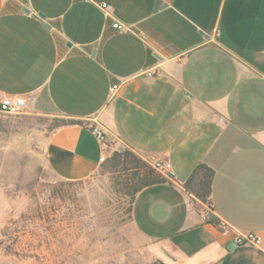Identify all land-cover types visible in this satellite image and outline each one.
<instances>
[{
    "label": "crops",
    "instance_id": "0c3cea01",
    "mask_svg": "<svg viewBox=\"0 0 264 264\" xmlns=\"http://www.w3.org/2000/svg\"><path fill=\"white\" fill-rule=\"evenodd\" d=\"M5 96L25 97L28 115L87 124L47 134L60 180L91 179L120 148L171 164L174 181L131 207L155 260L264 264V251L232 243L264 241V0H0ZM200 164L215 171L213 216L230 236L183 187Z\"/></svg>",
    "mask_w": 264,
    "mask_h": 264
},
{
    "label": "rangeland",
    "instance_id": "374dc122",
    "mask_svg": "<svg viewBox=\"0 0 264 264\" xmlns=\"http://www.w3.org/2000/svg\"><path fill=\"white\" fill-rule=\"evenodd\" d=\"M55 120L0 113V264L159 261L131 223L128 173L101 168L67 185L50 172L45 145Z\"/></svg>",
    "mask_w": 264,
    "mask_h": 264
},
{
    "label": "trees",
    "instance_id": "16d2710c",
    "mask_svg": "<svg viewBox=\"0 0 264 264\" xmlns=\"http://www.w3.org/2000/svg\"><path fill=\"white\" fill-rule=\"evenodd\" d=\"M52 129L63 126H87L85 122L77 120L56 119ZM93 127H91L92 129ZM106 172L110 174L128 173L129 179L122 187L123 195L130 199L131 207L136 196L144 189L161 185L169 182L162 174L156 171L148 162L134 154L133 152L124 149L122 152L115 151L112 156L106 160L102 166ZM215 178V171L206 164H200L190 175L187 182L184 184L185 191L194 196V202L200 208L204 205L211 204L212 185ZM80 182H66L67 185H74ZM63 193L62 191H60ZM131 214V208L129 210ZM209 223L217 225V219H210ZM153 264H164L161 261H156Z\"/></svg>",
    "mask_w": 264,
    "mask_h": 264
},
{
    "label": "built area",
    "instance_id": "2783aa9c",
    "mask_svg": "<svg viewBox=\"0 0 264 264\" xmlns=\"http://www.w3.org/2000/svg\"><path fill=\"white\" fill-rule=\"evenodd\" d=\"M102 8L106 11H111V7L107 4H103ZM114 29H118L120 31H124V28L119 25H114ZM118 90L117 86H114L111 89L112 93H115ZM28 109V100L25 97L22 96H5L0 100V113L10 115V116H16L23 114ZM93 134L96 136V138L99 140L100 143L106 144L107 139L105 137V134L103 131H101L98 128H92ZM107 158L103 157L101 158V162L105 163ZM148 163L160 174H162L168 181L173 182L174 181V173L172 170V166L168 161H161V160H153L148 161ZM213 207L212 205H204L203 209L201 210V216L203 221L209 222L211 217L213 216ZM221 233L224 236H230V228L225 225L224 223H219L217 225ZM232 243L238 247L240 246H251L258 250L264 251V241L261 237L253 234H237L234 236Z\"/></svg>",
    "mask_w": 264,
    "mask_h": 264
},
{
    "label": "water",
    "instance_id": "95a60500",
    "mask_svg": "<svg viewBox=\"0 0 264 264\" xmlns=\"http://www.w3.org/2000/svg\"><path fill=\"white\" fill-rule=\"evenodd\" d=\"M40 16H41V17H44L42 14H40ZM119 151H120V152H122V151H123V148H120V149H119ZM211 219H212V220H214V219H215V217H214V216H212V217H211Z\"/></svg>",
    "mask_w": 264,
    "mask_h": 264
}]
</instances>
